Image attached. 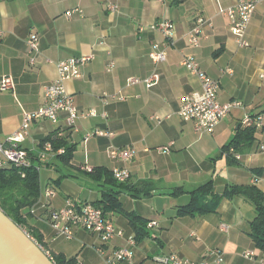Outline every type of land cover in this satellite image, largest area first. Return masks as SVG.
<instances>
[{"label": "crops", "instance_id": "1", "mask_svg": "<svg viewBox=\"0 0 264 264\" xmlns=\"http://www.w3.org/2000/svg\"><path fill=\"white\" fill-rule=\"evenodd\" d=\"M237 1L0 0V28L4 32L0 81L5 77L13 80L12 90L0 91L1 140L18 130L25 114L44 105L46 87L57 78L58 62L95 56L81 68V76L67 81L65 87L74 106L81 111L96 110L97 116L80 118L73 128L67 127L65 114L59 124L37 121L21 144L37 164L41 142L57 129L77 146L71 167L62 166L53 156L40 163L41 170L51 173L49 182L41 179V198L30 224L42 231L51 250L77 256L80 264H107L113 249L124 246L128 236L136 237L126 215L129 213L148 224L157 223L146 228L147 235L137 241L134 255L138 264H162L157 257L170 254L196 263L218 264L209 249L224 253L222 264H264V252L251 236L255 207L246 198H224L215 213L193 217L178 216V210L190 202L188 194L169 195L178 187L195 189L213 177L217 194L227 185L255 184L257 177L260 182L256 185L264 192V173H254V169L264 170V127L256 129L253 145L239 154L241 159L235 165H228L225 158L216 165L212 161L245 128V116L264 117V0L259 1L247 28L248 47L239 46L230 31V18L221 13ZM109 2L117 6L114 13ZM76 9L81 13L67 16ZM198 17L207 23L200 45L192 48L187 35ZM163 21L175 26L172 42L153 29ZM32 34L40 41L34 65L30 64L27 44ZM154 45L166 52L164 62L155 63L150 58ZM188 54L195 57L202 71L220 82L221 103L243 104L213 133L197 131L179 115L182 98L202 92L200 79L183 65ZM112 62L115 66L110 69ZM153 74H159L161 80L150 89L143 83L128 85L130 78L146 79ZM100 131L105 135H99ZM171 143V153L158 151ZM123 148L135 150L131 161L111 158L113 149ZM88 167L109 171L126 168L131 180L119 186L95 182L85 173ZM55 169L60 173L57 178H62L58 188L50 182L55 179ZM131 187L150 195L134 197ZM47 189H55L56 195L47 198ZM104 192L117 193L123 211L109 208L106 218L124 232L123 237L104 245L99 237L81 229L75 230L70 241L55 236L48 221L53 210L64 207L67 199L99 203ZM250 251L254 257L246 258Z\"/></svg>", "mask_w": 264, "mask_h": 264}, {"label": "built area", "instance_id": "2", "mask_svg": "<svg viewBox=\"0 0 264 264\" xmlns=\"http://www.w3.org/2000/svg\"><path fill=\"white\" fill-rule=\"evenodd\" d=\"M259 1L260 0H238L236 5L227 9H221V13H224L230 18V31L235 36L240 47L249 46L245 35ZM108 8L111 13H114L117 10V6L112 2L108 3ZM75 12L81 13L80 10L76 9L68 11L66 14L67 16H71ZM206 23L207 21L203 17H198L196 19V22L187 35L190 47L196 48L200 45L202 28ZM153 29L163 33L170 42L175 38V26L171 22L163 21L157 23L153 26ZM3 36V29L0 28V42H2ZM27 44L31 53L30 64L34 65L36 63L35 56L40 52L38 35L32 34L29 37ZM94 58V55L69 57L56 64L57 78L51 85L46 87L44 105L34 113L25 114L18 130L7 139H0V169L8 166L27 168L34 165L37 167L38 171H41L42 164L40 163L47 162L50 156L54 157L55 154H57L53 153L52 145L47 143L44 145L42 153L38 154L39 163L37 164L32 161L26 150L21 147V144L25 142L31 130L33 123L40 120H48L53 124H59L61 121V115L65 114L67 127L73 128L78 119H87L89 117L97 116L96 110L81 111L74 106L73 97L65 87L67 81L80 77L81 68L94 60ZM150 58L155 63L164 62L166 60V52L161 50L159 45H154L150 53ZM183 65L189 72L200 79L202 92L183 97L179 115L184 121L192 122L197 131L213 133L220 122L224 120L234 108H240L243 104L240 101H232L225 104L221 103L218 99L220 82L212 79L202 71L199 63L193 55H185ZM114 66L115 64L112 62L110 69ZM160 80L161 78L159 74H153L146 79L130 78L128 79V85L143 83L150 89L156 86ZM12 89L13 80L11 77H5L0 81V91L4 92ZM103 116L105 117L106 114L104 113ZM243 124L248 127L262 128L264 125V117L262 115H247L243 119ZM98 134L105 135V133L101 131L98 132ZM173 144L174 143H171L167 146L160 147L158 148V151L169 154L171 153V147ZM262 150L264 151V145L262 146ZM63 152L64 150L61 149L58 151V154H62ZM234 155L236 160L241 159L239 154L234 153ZM110 156L114 160L127 162L135 157V150L131 148L113 149ZM90 170L92 169L88 167L87 171ZM113 177L120 183H125L131 180V174L126 168H115L113 170ZM255 180L256 184L260 182L259 178H256ZM262 180L264 182V178ZM55 195V189L46 190L47 198L54 197ZM31 214H36L35 208L31 209ZM49 224L56 237H61L68 241L74 239L76 229H81L90 234L96 235L104 245L111 243L116 237L124 236L123 231L116 229L114 225L107 220L102 208L89 202L79 203L72 199H67L64 207L53 210L49 214ZM156 226V222H151L147 225V228H154ZM136 246L137 240L135 237L128 236L124 246L112 250L110 255L106 258V263L138 264L135 261L134 255ZM40 247L43 249L42 246ZM43 251L51 261L55 263L51 258L50 253L45 249H43ZM99 251L103 252V248H100ZM208 253L216 258L218 264L225 262L224 253L222 251L218 249H209ZM244 256L246 258H252L254 257V252H247ZM156 260L162 264H207L196 263L180 257L177 254L157 257ZM78 264L80 263L78 262Z\"/></svg>", "mask_w": 264, "mask_h": 264}, {"label": "trees", "instance_id": "3", "mask_svg": "<svg viewBox=\"0 0 264 264\" xmlns=\"http://www.w3.org/2000/svg\"><path fill=\"white\" fill-rule=\"evenodd\" d=\"M264 127V125H263ZM256 127L245 126L244 129L226 146L223 147L221 154L212 159L215 165L217 162L225 158L228 165H235L236 160L234 153L240 154L248 150L254 143V135ZM61 135V136H60ZM50 143L53 147L54 158L62 165L71 167L74 154L77 146L71 144L61 134L60 130H55L52 134L43 139L40 148ZM63 149L62 154L58 151ZM233 150V151H232ZM172 151V149H171ZM32 159V157L30 156ZM34 162V160L32 159ZM49 165V163H46ZM86 175L95 182L104 181L108 185H122L125 183L118 182L113 177V171L107 169H92L85 171ZM254 173L262 175L263 169H254ZM256 178V177H255ZM258 178V177H257ZM62 180L60 178L58 181ZM216 178L210 179L203 185L195 189L188 190L183 187L174 189L169 195L178 197L183 194L190 196V202L187 206L178 210V216H203L210 213H215L219 208L221 201L224 198L231 199L235 196H242L251 202L256 211V217L251 223V236L255 245L264 252V192L256 183L249 185H227L222 194L215 192ZM41 178L40 171L36 166L27 168H20L15 166H8L0 169V209L19 227L24 229L31 238H33L40 246L48 251L55 264H78V257H68L63 253H57L51 250L45 242V236L42 231L31 225L30 220L36 216L31 214V209L39 204L41 198ZM134 197H141L150 195L149 192H141L137 188L131 187ZM104 204V205H103ZM103 209L105 215L109 208L121 210L117 193H103V200L99 203L93 204ZM123 211V210H121ZM130 220L131 225L136 231L135 239L138 241L147 235L146 228L148 222L141 219L135 214H126ZM49 221V218H48Z\"/></svg>", "mask_w": 264, "mask_h": 264}, {"label": "water", "instance_id": "4", "mask_svg": "<svg viewBox=\"0 0 264 264\" xmlns=\"http://www.w3.org/2000/svg\"><path fill=\"white\" fill-rule=\"evenodd\" d=\"M0 264H55L43 249L0 209Z\"/></svg>", "mask_w": 264, "mask_h": 264}, {"label": "rangeland", "instance_id": "5", "mask_svg": "<svg viewBox=\"0 0 264 264\" xmlns=\"http://www.w3.org/2000/svg\"><path fill=\"white\" fill-rule=\"evenodd\" d=\"M55 172H56V173H55ZM50 173H51L50 170H49V171H46L45 169H43V170L40 171V175H41L40 178H41V179L44 178V183L49 182V174H50ZM52 173H54V175H55V179L60 175V173H59L56 169H55V171H52ZM57 173H59V174H57ZM59 177H60V176H59ZM59 177H58V178H59ZM58 178H57V179H58ZM55 179H54L53 181L50 180V182H52V184L54 185V187L56 186L55 188H58L57 183L59 182V181H58L59 179H58V180H57V179L55 180ZM55 181H56V182H55ZM66 243H67V242H66ZM67 252H68V253H71V252H72V251H71V248H68V249H67ZM71 254H73V253H71Z\"/></svg>", "mask_w": 264, "mask_h": 264}]
</instances>
